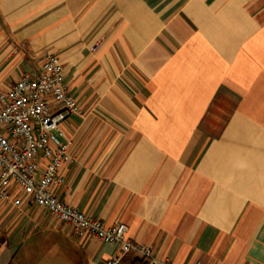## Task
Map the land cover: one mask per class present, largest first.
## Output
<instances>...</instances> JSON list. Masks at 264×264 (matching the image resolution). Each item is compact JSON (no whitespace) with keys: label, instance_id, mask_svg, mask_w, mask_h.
<instances>
[{"label":"crops","instance_id":"1","mask_svg":"<svg viewBox=\"0 0 264 264\" xmlns=\"http://www.w3.org/2000/svg\"><path fill=\"white\" fill-rule=\"evenodd\" d=\"M46 53L80 108L57 133L70 153L59 198L126 223L156 264H264V0H0V88ZM12 194L0 264H103L119 250Z\"/></svg>","mask_w":264,"mask_h":264},{"label":"built area","instance_id":"2","mask_svg":"<svg viewBox=\"0 0 264 264\" xmlns=\"http://www.w3.org/2000/svg\"><path fill=\"white\" fill-rule=\"evenodd\" d=\"M76 112H80L79 104L54 53L45 54L37 74L26 71L6 89L0 88V200L20 205L22 197L12 194L20 188L54 218L69 223L78 235L90 234L116 243L119 250L103 264H124L123 258L130 251L138 252L146 264H156L150 245L127 236L126 223L107 224L55 194L53 187L62 181L58 168L70 159L69 143L59 142L57 133L63 134L61 122ZM40 152L49 158L42 169Z\"/></svg>","mask_w":264,"mask_h":264},{"label":"trees","instance_id":"3","mask_svg":"<svg viewBox=\"0 0 264 264\" xmlns=\"http://www.w3.org/2000/svg\"><path fill=\"white\" fill-rule=\"evenodd\" d=\"M128 264H146V261L141 257H135Z\"/></svg>","mask_w":264,"mask_h":264}]
</instances>
